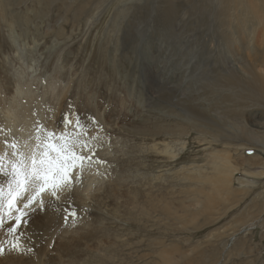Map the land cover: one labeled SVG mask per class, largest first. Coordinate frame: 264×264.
<instances>
[{"label": "rangeland", "instance_id": "1", "mask_svg": "<svg viewBox=\"0 0 264 264\" xmlns=\"http://www.w3.org/2000/svg\"><path fill=\"white\" fill-rule=\"evenodd\" d=\"M172 1L0 0V104L18 85L25 86L16 77L21 71L30 87L44 76L56 78L58 89L69 88L62 120L73 117L88 125L100 118L106 131L95 144L107 149L96 151L95 159L117 174L118 185L107 179L106 187L90 196L76 186L58 201L76 215L71 212L62 222L54 240L68 226H80L79 211L88 215L93 249L77 250V264H264V174L248 175L264 173V159L261 165L240 164L255 154L264 158V152L216 143L197 131L196 120L177 117L178 98L191 95L224 117L220 107L230 97L217 98L230 91L205 84L217 77L223 89L233 64L246 61V55L264 61V0ZM263 116V106L256 105L241 122L259 129ZM179 128L184 133L175 134ZM163 129H169L167 135H150ZM166 147L171 155L164 153ZM222 151L233 158L227 167L240 165L231 190L246 195L233 205L217 199L205 206L209 187L203 181L214 175V166L226 167L215 159ZM107 189L115 192L112 197ZM47 254L54 255L52 250Z\"/></svg>", "mask_w": 264, "mask_h": 264}, {"label": "bare ground", "instance_id": "2", "mask_svg": "<svg viewBox=\"0 0 264 264\" xmlns=\"http://www.w3.org/2000/svg\"><path fill=\"white\" fill-rule=\"evenodd\" d=\"M169 1H172V0H169ZM175 2H176V0H175ZM194 9H195V7H194ZM236 20H238V19H236ZM241 25L239 24L238 26L241 27ZM245 26L247 27L248 25H245ZM248 29L249 28H247V30ZM256 31H258L257 27H256ZM185 34H187V33H185ZM132 38H134L133 35H132ZM239 38H237V39H239ZM249 38H251V37H249ZM249 40H251V39H249ZM203 46H204V44H203ZM136 47H137V45H136ZM175 49H176V47H175ZM187 50H189V49H187ZM198 50H199V48H198ZM177 51H178V53L179 52L181 53L182 50L178 49ZM237 51H239V50H237ZM253 52H254V50H253ZM199 54H201V53H199ZM213 55H215V54H213ZM237 56L240 57L241 55H237ZM237 56H235V57H237ZM251 56L246 55L245 56L246 61L242 58V60H240L238 64H235V63L233 64L232 68L230 69L231 70L230 73L224 79L225 82L223 84V89L219 85H217V82H218V80H216L217 77L213 80L212 83H209L207 81L205 84L206 88L215 90L217 92H219L220 90H224V89L226 90V92H227V90L230 91L229 94L221 93V97L217 98V100H220V99H222V97H223V99L226 96L230 97V98H225V99H228L229 103L228 104H221V107H220L221 109H223L224 117L220 116L217 113H214L215 111L213 109H212V111H210L207 108H205L203 106L204 104L202 105L201 101L198 98H196V96H193V95L189 96L188 98L186 97L185 99H183V97L178 98V104L181 105V108H180L181 114L177 115V117H178V119H182V120L189 122V123H191L193 120H196V122L199 123L197 131L199 133H203V134L205 133V134L209 135L210 138H212L213 141L216 143L221 142V143L226 144V145L234 144L236 146H238V144H239L240 148H245V149L248 146H254L256 148H259L262 152H264V121L262 123H260V125H258L259 129L248 128L247 123H245V121L241 122V120L243 119V117L245 115V112L250 107H253V106L255 107L256 105H259V106H263V108H264V105L263 104L261 105V103H264V61L260 63V62L256 61L253 58V56L252 57ZM241 57H243V56H241ZM22 58H23V56H22ZM174 61H176V60H174ZM164 63H166V62H164ZM169 63H170V61H169ZM224 64L226 65V63H224ZM153 66H155V64ZM151 67H152L151 63L148 61V65H147V73H148L147 75L148 76L151 75L149 73L150 69H152ZM155 69H156L155 71L158 72L160 70V67H157ZM176 70L179 71V69H176ZM175 71H173V73ZM167 74H169V73H167ZM18 75H20V77H18L17 79L18 80L22 79L23 84L25 86H23L22 84L18 85L17 89H15V91L12 92L13 96L10 98L6 97L4 99H1V104H0V106H1V108H0L1 109V111H0L1 112V114H0V154L7 151L8 157L5 161L6 165H7L9 160L14 159L11 156L12 149H10V148L5 149V145L3 142L6 139H9L8 141L10 143L16 142L18 145L19 151H22L25 154H28L35 147V145L37 143L36 136L38 134V126H42L43 129H46L48 131H55L56 133H59L61 130H65V129L71 131V128H69L67 125H65V119H67V118L65 117L62 120V117H61V114L63 111V109H62L63 104H65L67 99H69L67 97V93L69 91V88L67 87L68 89H66V87H65L64 89H62V88L58 89L59 86L57 85L58 82H56V78L52 79V80H47V78H48L47 76H44V77L38 79L37 81L32 82L31 87H30L28 81L26 80V73L21 71V72L16 74V77ZM217 75H218V77H223V75H219V74H217ZM28 79H30V78H28ZM172 79H174V78H172ZM178 79H180V78H178ZM181 80H183V79L181 78ZM178 81L180 82V80H178ZM168 82H171V81H168ZM35 85H37V88H34ZM161 87H162L161 85L160 86L158 85V88L160 90H164V89H161ZM183 87H182V89H183ZM175 88H176V86H175ZM177 90H178V88L176 90H174L175 93H177ZM165 91H167V87L165 88ZM174 91L172 90L171 93L174 94ZM177 96H179V94H177ZM184 96H185V94H184ZM231 97H233V98H231ZM234 97L237 98V100ZM234 99L236 100V102L234 101ZM181 100H183V101H181ZM255 101H257V102H255ZM249 102L250 103L252 102V104L248 105ZM54 106L57 107V109L53 112ZM250 111H252V110H250ZM223 118H228V119H231L235 122L231 121V123H232L231 125H228L226 123L222 124V123H220V121ZM61 120H62V122H60ZM68 120L74 122L73 117L68 118ZM101 124H103V123L101 122V119L98 118L97 123H95V124H92V122L89 121L88 125H90V126H88L87 124L83 125L85 131L87 132V133L86 132L85 133L88 135L87 138H88L89 142H91V141L93 142L95 154H96V151L102 152L103 150L107 149L106 145L102 146V144L98 143V142L95 144V141L97 140V138H101V137L106 135L105 129L102 126H100ZM180 130H183V129L179 128L177 131L176 130H173V131L175 132V134H178L177 132L184 133V131H180ZM168 131H169V129H163V130H160L159 133H151L150 135L151 136H158L161 134L167 135ZM170 150H171V148L166 147L164 150V153L169 154ZM77 151H81V149L77 148ZM222 152L223 153L216 154L215 159L221 161L226 167L224 169H221L217 166H214V175L203 181L204 183H207L208 187H209L208 188L209 193L206 196V200L204 202H202L205 206L210 207L213 204L212 202L216 201L217 199L228 202L229 205H233L234 203H237L238 201L243 200L242 198L245 197V195H246V192L243 193L241 191V192H239V194H237L231 190L232 179L235 177V175H237L235 173L237 171H239L238 167L240 165L238 162H236L237 164L234 163V165L238 166V167L232 166V169L227 167L229 164L233 163V161H232L233 158H231V156L228 152H225V151H222ZM83 154L86 156L90 155V153L87 150H84ZM169 155H171V154H169ZM263 159L264 158L262 156L255 154L253 157H250V158L244 157V160L240 164L242 166H244L245 163L247 162L251 166H255V164L261 165L260 161H263ZM263 174L264 173L253 174V173L248 172V175H252L255 177L258 175H263ZM116 176L117 175H115V172H111V170L106 169L104 163H100L98 159L94 158L91 163H85L82 170L81 169L73 170V173H72L73 183L71 184L70 188H65L63 191H61L59 193L60 198L58 201L64 202L66 199V197H64V195L66 193L68 194L76 186H79V188H81V190L86 195L90 196V195H92L93 190H95L99 187H100V189L104 186L106 187L107 184L105 185V182L107 179H110L109 184L118 185V183L115 182L117 180ZM122 179L124 180V178H122ZM186 179L193 180L192 177H187ZM117 182H118V180H117ZM6 183H7V177L4 174H0V186H4V185H6ZM203 189H206V188L203 187ZM107 191H108V189L105 191L108 194V197H112L115 193V192L110 193ZM42 198L45 202V209L46 210L39 211V212L38 211L33 212V214L29 217V223H28L27 227L25 229H23V232H24L23 241L27 246L32 247L34 249V251L30 254L25 255V256H17L15 254L6 255L4 259L0 260V264H77L73 258V256L77 252V250H79L80 248H86L90 252V250L93 249V248H91L90 243L88 242L91 240L90 239L91 236L88 235L89 230L86 229V227L89 226V224L86 222V218L88 219V215H87L86 210L82 209L81 211H79L78 220L76 222L80 226H78V225H76L74 227L68 226V228H66L64 231H62V236L60 235L59 238H55V240H54V236L56 235L57 228L60 225H62V222L70 220L71 212L73 211L72 210L73 208L72 209L69 208L70 206H66V204L60 205L58 203V201H53L52 197L47 193ZM227 208H226V210H227ZM70 209L72 210L71 212H70ZM206 209H208V208H206ZM66 217H67V219H66ZM241 222H242V219H241ZM90 223H92V222H90ZM198 227H199V225H198ZM67 232L70 233V235L68 237H64L63 234H65ZM10 239H11V237H9L7 235L6 228L0 229V240L6 242ZM52 243H53V245H52ZM51 245H52V247H51ZM99 245H101V242H100V244H98V246ZM101 247H103V246H100V248ZM50 249L52 250V253L54 254L52 256L47 254L51 251ZM97 249L99 250V248H97ZM110 251H113V250H110Z\"/></svg>", "mask_w": 264, "mask_h": 264}, {"label": "snow or ice", "instance_id": "3", "mask_svg": "<svg viewBox=\"0 0 264 264\" xmlns=\"http://www.w3.org/2000/svg\"><path fill=\"white\" fill-rule=\"evenodd\" d=\"M65 125L71 131L56 133L38 126L37 143L28 154L19 151L16 142H3L5 149H12L14 159L6 165L7 151L0 154V174L7 177L6 185L0 186V229L6 228L11 237L6 242L0 240V260L6 255L25 256L34 251L24 243L23 229L33 212L46 210L43 194L58 201L59 193L73 183V170H82L85 163L95 158L94 145L90 144L79 119L75 122L65 119ZM84 150L90 155H84Z\"/></svg>", "mask_w": 264, "mask_h": 264}, {"label": "water", "instance_id": "4", "mask_svg": "<svg viewBox=\"0 0 264 264\" xmlns=\"http://www.w3.org/2000/svg\"><path fill=\"white\" fill-rule=\"evenodd\" d=\"M115 175H117V174H115ZM116 178H117V176H116Z\"/></svg>", "mask_w": 264, "mask_h": 264}]
</instances>
